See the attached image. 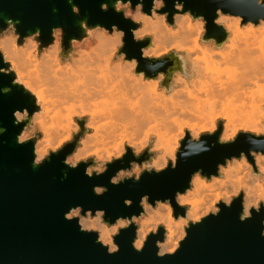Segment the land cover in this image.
<instances>
[{"label": "clouds", "instance_id": "9594fccd", "mask_svg": "<svg viewBox=\"0 0 264 264\" xmlns=\"http://www.w3.org/2000/svg\"><path fill=\"white\" fill-rule=\"evenodd\" d=\"M210 2L220 35L210 33L209 19L187 7L188 0H150L147 10L148 0H103L101 12L114 9L136 27L90 24L84 16L80 36L67 42L63 26L51 28L47 44L39 28L18 31L19 19L6 18L0 30V74L11 78L2 91L19 87L30 97L31 109L16 108L12 117L21 129L16 142H32L34 168L68 145L74 147L63 164L71 170L83 165L90 179L131 156L109 178L119 187L173 172L193 155L235 145L241 137L250 145L217 162L214 173L197 168L174 196L143 194L138 214L112 222L107 209L70 207L64 219L96 233L108 255L121 251L116 238L133 227V249L142 253L156 237V256L163 259L178 253L194 226L220 216L221 205L231 209L239 200L241 223L264 214V14H238L219 0ZM67 3L75 16L83 15L75 0ZM255 5L264 9V0ZM129 32L139 56L125 51ZM141 61L150 62L146 70H138ZM93 192L103 197L109 187L93 185ZM123 203L131 208L135 201Z\"/></svg>", "mask_w": 264, "mask_h": 264}, {"label": "water", "instance_id": "95a60500", "mask_svg": "<svg viewBox=\"0 0 264 264\" xmlns=\"http://www.w3.org/2000/svg\"><path fill=\"white\" fill-rule=\"evenodd\" d=\"M80 6L81 17L75 16L67 0H0V30L7 27L6 18L19 19L22 23L18 31L30 34L37 28L42 30L41 39L45 44L51 38V28L63 26L67 38L80 36L82 29L79 20L84 16L90 24H119L127 30L129 21L115 13L100 11L103 0H75ZM238 14L259 15L264 9L255 5V0H219ZM150 0L146 3V10ZM197 14H205L209 19L210 33L222 34L221 29L211 23L215 3L210 0H188ZM171 8V2H169ZM171 22V17L169 18ZM129 57L139 56L140 45L132 41L131 33L126 36ZM145 45L148 41L144 42ZM149 61H141V69L146 70ZM0 66H5L0 64ZM165 69H161L164 71ZM151 75V73H149ZM11 86V78L0 74V128L7 132L0 134V264H264V238L259 233L264 214L241 223L239 200L231 209L222 207L218 217H209L202 224L194 226L182 248L174 256L160 259L156 256L152 237L142 253L132 247L134 227L122 230L117 237L121 251L108 255L107 250L95 242L96 233H84L76 221L64 219V213L70 207L82 204L85 208L107 209L106 219L114 222L118 216L138 214L139 199L145 193H151L153 199L174 196L176 190L183 191L193 171L203 167L206 173H214L216 164L227 155L238 151H247L250 147L243 137L235 145H217L210 153L193 155L187 163L181 162L173 172L161 175H145L139 184L112 186L109 178L122 165L117 162L110 171L101 177L90 179L84 175L83 165L76 170L68 169L63 159L74 145H68L59 156H53L42 166L34 168L33 145H19L16 136L21 130L13 125L12 112L16 108L29 107L30 97L19 87H13L9 94L3 88ZM211 142V141H210ZM183 143V142H182ZM68 175L65 178L64 173ZM109 187L103 197L96 196L93 185ZM131 198L133 207H125L123 201ZM180 212V209H177ZM163 228H161V233ZM162 238V236H161Z\"/></svg>", "mask_w": 264, "mask_h": 264}, {"label": "bare ground", "instance_id": "6f19581e", "mask_svg": "<svg viewBox=\"0 0 264 264\" xmlns=\"http://www.w3.org/2000/svg\"><path fill=\"white\" fill-rule=\"evenodd\" d=\"M203 138V137H202Z\"/></svg>", "mask_w": 264, "mask_h": 264}]
</instances>
